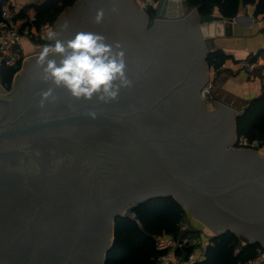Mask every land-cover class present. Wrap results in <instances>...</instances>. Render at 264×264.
<instances>
[{
	"label": "water",
	"instance_id": "1",
	"mask_svg": "<svg viewBox=\"0 0 264 264\" xmlns=\"http://www.w3.org/2000/svg\"><path fill=\"white\" fill-rule=\"evenodd\" d=\"M184 1L158 0L149 26L147 13L135 6V0H75L52 24L65 40L77 31L101 33L108 41L118 37L125 54L131 51L127 41L136 46L137 53L146 46L155 49L161 34H179L181 53L189 59L180 81L161 94L139 103L126 100L133 92L135 97V86L144 74L139 72L136 77L128 74L131 86L121 89L114 101L76 100L59 89L55 101L42 108L37 102L49 85L39 79L36 54L26 58L8 92L0 87V158L41 147H62L63 158L69 157L64 162H70L62 167L63 182L53 176V182L43 178L40 184L51 194L61 193L59 200L57 195L53 200L75 214H66L54 225L46 215L52 234L47 245L43 238L32 239L36 230L45 234L37 224L29 228L22 220L0 225V264H104L114 221L154 197L174 198L212 237L231 231L249 243L264 245V205H256L248 193L264 191V179L241 175L264 170V154L235 146V111L212 100L210 106L199 105L200 115H190L192 121L173 124L164 110L163 97L188 89V79L195 74L201 76L199 84L204 87L207 55L216 49V39L232 36L236 20L199 16L195 9L186 12ZM98 9L105 13L100 24L93 22ZM78 13L86 17L63 34V23ZM206 40H210L208 46ZM34 80L43 87L24 89L26 82ZM19 95L27 103L13 111L12 101ZM225 120L226 129L221 125L211 134V126ZM208 175L212 178L204 179ZM37 188L31 193L41 207L44 198ZM18 231L30 236L20 240Z\"/></svg>",
	"mask_w": 264,
	"mask_h": 264
},
{
	"label": "flooded vegetation",
	"instance_id": "2",
	"mask_svg": "<svg viewBox=\"0 0 264 264\" xmlns=\"http://www.w3.org/2000/svg\"><path fill=\"white\" fill-rule=\"evenodd\" d=\"M84 17H86V15L81 13H78V15H72V19L68 21L70 26L66 31H73L72 28L74 27V22L76 23L78 20H82ZM152 24L150 26H152ZM158 26H155V29H157ZM66 31H64L63 34ZM118 40V37L113 36L108 42L115 44L119 43ZM130 41H127V45L131 51L125 54L127 74H134L135 77L139 74V72H144V74L142 75L140 81L137 80L138 84L135 86V97L133 92L131 96L126 97V100H132L135 101V103L148 100L150 97L152 98V94L153 96H156L157 93L161 94V92H164L169 86H172L173 84H176V82L180 81L179 77L182 76L186 66L185 63L189 58L184 53H181V39L179 34H161L158 46L155 49L152 48V46H146L143 52L137 51V53H134L136 52V46H134V44H132ZM127 45H125L124 48H126ZM140 47H142V45H140ZM153 51H155L154 54H152ZM194 71L195 70H193V72ZM198 75L199 74H195V76H192L190 79H188V89L183 90L180 88L175 92V94H170L163 97V102H165L166 105L164 110L171 118L170 120L173 124L178 120L187 123L193 120L191 116L196 117L197 115H200L198 112V109H200L199 105H201V103L204 104V102L201 100L199 94L203 87H200L199 82L201 80V76L198 77ZM12 83L13 80L10 84V87ZM0 87L4 92H8L10 90V87L8 90H5L1 84ZM41 87H43V84L40 81L34 80L33 82H26L24 89L32 91L33 89H40ZM211 99L212 98H210V100ZM40 100L41 97L37 103L40 104ZM26 103L27 98L19 95L18 98L12 101L11 110L15 111L18 109V107H21ZM189 116L190 119H188ZM227 124V120H225V123L220 122L219 124L212 125V128L210 129L211 134H215V131H218L221 125L226 129ZM61 151L62 147L59 146H51V148L41 147L29 150L23 154H9L0 158L1 226H7L11 223L19 224L22 220H26V226L29 228L30 226L37 224L36 226L41 227L45 234L43 235L36 230V232L34 231L35 233H33L35 237L32 239L37 240L39 238H43L47 245L50 243V237L52 235L50 232H48L49 226L51 224L54 225V223H57L58 220H62L64 217H66V214L75 216L71 210L65 209L66 205L64 203H61L60 205L58 202L53 200L56 195L59 200L61 193L51 194L47 191L49 189H46L43 184H40L43 182V178L46 181L52 182L54 179L52 178L53 176L55 178L57 177L59 180L63 179L62 167H68L70 162H64L63 159L69 157L65 156L63 158V153ZM36 158L38 159L39 163L36 161ZM245 172H243L244 174H241L244 175V177L248 175L249 178L258 180L264 179V170L259 172ZM206 178H212V175L204 176V179ZM33 188H37V190L42 193L40 197L41 199L44 198V200L42 201L43 206L41 207L39 206L41 202H35L33 193H31L33 192ZM248 193L252 194L253 196L254 200H252V202H254L256 205H264V191H249ZM67 203L68 202H66V204ZM67 211L70 213H67ZM40 212L44 218L41 216V214H39ZM46 215L52 218L51 223L49 222L50 225L47 221ZM27 230L28 228L26 231ZM18 232H21L22 234L19 235ZM18 232L17 238L20 240L23 238V236L25 238L30 236L23 231Z\"/></svg>",
	"mask_w": 264,
	"mask_h": 264
},
{
	"label": "trees",
	"instance_id": "3",
	"mask_svg": "<svg viewBox=\"0 0 264 264\" xmlns=\"http://www.w3.org/2000/svg\"><path fill=\"white\" fill-rule=\"evenodd\" d=\"M75 0H45L42 3L24 7L35 11L33 26L40 30L43 25H52L63 9L71 6ZM255 5L253 15L264 17V0H185L188 10L195 9L199 16L210 15L216 10L223 18H235L241 5ZM149 26L154 18V9L146 11ZM41 43H48L42 42ZM261 53V52H260ZM258 53L256 56L260 55ZM255 57L252 59L255 60ZM227 56L220 50H213L207 55L206 63L216 70ZM19 69L0 67V84L8 90L14 74ZM264 82V81H262ZM236 147L239 139L244 138L247 146L260 139L264 148V93L249 101L235 118ZM186 215L184 208L172 197H154L135 206L129 215L119 216L113 225V240L106 252L104 264H158L157 258L165 254L155 245V238L169 235L172 239L182 238L178 223ZM181 224V223H180ZM180 236V237H178ZM202 255V260L193 264H245L253 258L260 247L258 243H243L239 247V238L230 232L210 236ZM186 252L192 248H185Z\"/></svg>",
	"mask_w": 264,
	"mask_h": 264
},
{
	"label": "clouds",
	"instance_id": "4",
	"mask_svg": "<svg viewBox=\"0 0 264 264\" xmlns=\"http://www.w3.org/2000/svg\"><path fill=\"white\" fill-rule=\"evenodd\" d=\"M104 15V10L98 9L93 22L102 23ZM69 26L65 21L61 31H66ZM45 38L48 43L40 46L34 57L41 70L39 79L49 85L41 93L40 107L55 101L59 89L76 100L95 98L108 103L119 97L121 89L131 86L122 46L109 43L103 34L77 31L65 40L60 32L49 27Z\"/></svg>",
	"mask_w": 264,
	"mask_h": 264
},
{
	"label": "crops",
	"instance_id": "5",
	"mask_svg": "<svg viewBox=\"0 0 264 264\" xmlns=\"http://www.w3.org/2000/svg\"><path fill=\"white\" fill-rule=\"evenodd\" d=\"M44 1L7 0V3L12 9H21ZM254 7V4L241 5L232 24V36H225L214 42L215 48L227 56L221 65L223 68H219L215 74L217 88L227 94L224 97L219 94L221 100L216 98L215 101L228 106L236 115L241 113L249 101L264 93V17L254 16ZM212 14L219 16L216 10ZM33 42L36 41H22L24 46H31V50ZM33 51L24 55H31ZM258 53L260 55L255 57ZM240 64L245 66L240 67Z\"/></svg>",
	"mask_w": 264,
	"mask_h": 264
},
{
	"label": "built area",
	"instance_id": "6",
	"mask_svg": "<svg viewBox=\"0 0 264 264\" xmlns=\"http://www.w3.org/2000/svg\"><path fill=\"white\" fill-rule=\"evenodd\" d=\"M137 6L146 12L149 8L155 9V5L158 0H135ZM22 9V8H21ZM12 9L7 0H3L0 5V67L17 68L20 70L24 61L27 57L37 54L39 49L34 50L31 55L23 54V39L28 41H37L39 30L33 26L35 21V11L30 9ZM245 64H240V67ZM223 68L222 66L219 67ZM218 69L214 70L216 74ZM17 72L14 74L16 76ZM13 77V78H14ZM206 84V83H205ZM210 88L212 84L209 82L208 85L204 86L200 91V98L205 104L208 105L211 96ZM239 143L242 145L246 144L244 138L239 139ZM252 144H257L253 142ZM180 233L187 230L186 225L181 222L179 226ZM186 236L182 237L181 240H172L169 235H162L155 238V245L159 250H164L165 254L157 258L160 264H193L199 262L202 259L203 252L207 244H204L201 248L196 249V243H186ZM185 248H192L189 253L186 252ZM245 264H264V245H260L256 249L255 255L252 259L247 261Z\"/></svg>",
	"mask_w": 264,
	"mask_h": 264
},
{
	"label": "rangeland",
	"instance_id": "7",
	"mask_svg": "<svg viewBox=\"0 0 264 264\" xmlns=\"http://www.w3.org/2000/svg\"><path fill=\"white\" fill-rule=\"evenodd\" d=\"M134 4H135L136 7H138L136 5V3H134ZM139 10L141 11L140 8H139ZM189 10L186 7V12H189ZM41 27L42 28L39 30L37 41L33 42L34 47H33L32 50H36V49L38 50L40 48V46L45 44V43H41V41L45 42V40H46V38H45L46 31H47V29L49 27L54 29V26H52V25L50 26L48 24L47 25H43ZM209 41L210 40H206L205 41V45L208 46ZM30 50H31V46H28V47L26 45L23 46V54H26V53H29V52L32 51V50L31 51ZM213 72H214V69L212 70V68H210L209 65L207 64L208 81H207V83L204 86L208 85L209 82L212 84V88H210V93H209V95L212 98L210 101H212V100L215 101L216 98H218V99L220 98V100H221V97L219 96V94H221V95L223 94L222 97H224V95L227 94L226 92H221L220 89L217 88V84L215 83V81L217 82V79L215 78V74ZM209 73H210V75H209ZM210 101L208 103V106H210ZM222 101H223V99H222ZM223 102H225V100ZM255 143H257V144H250L249 146H247V144H245V145L242 144L241 145L239 143V145H238L239 147L238 148L245 147V148H248L250 150H254L257 154H264V148H262L260 139L258 141H255ZM184 212H186V215L183 217L181 222L184 223L186 225V228H187V230L185 232H187L188 234L184 235L187 238V242L186 243H191L192 241H194L197 244L196 245V249L201 248L204 244H208L206 241H207V239L210 236H212V233L206 227H204L203 224L198 222V220L196 221V219L192 216V214L190 212H187L185 209H184ZM180 223H178V226H180ZM178 237H180V236H178ZM237 237L239 238V243L236 245L237 247H239L240 244L249 242V241H247V239L245 240L244 238H242L240 236H237ZM172 240L179 241V240H181V238H176V239H172ZM158 264H160V263H158Z\"/></svg>",
	"mask_w": 264,
	"mask_h": 264
}]
</instances>
